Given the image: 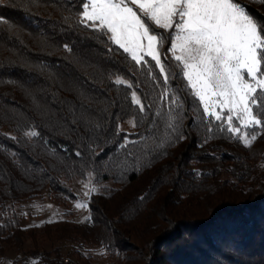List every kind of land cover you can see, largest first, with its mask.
I'll return each instance as SVG.
<instances>
[{"label": "trees", "instance_id": "1", "mask_svg": "<svg viewBox=\"0 0 264 264\" xmlns=\"http://www.w3.org/2000/svg\"><path fill=\"white\" fill-rule=\"evenodd\" d=\"M80 2L0 0V210L41 196L76 201L69 183L89 173L109 186L91 198L85 223L23 231L7 221L0 245L28 240L36 249L22 261L46 251L48 264H264V134L249 148L215 123L209 132L180 79L170 87L183 108L168 127L155 116L169 112L153 104L159 83L79 23ZM131 91L151 105L145 114ZM133 119L132 132L118 131Z\"/></svg>", "mask_w": 264, "mask_h": 264}, {"label": "snow or ice", "instance_id": "2", "mask_svg": "<svg viewBox=\"0 0 264 264\" xmlns=\"http://www.w3.org/2000/svg\"><path fill=\"white\" fill-rule=\"evenodd\" d=\"M252 2L264 7V0ZM77 17L83 27L104 35L159 83L162 91L153 104L162 102L169 112L158 109L155 116H167L168 127L176 118L172 111L183 108L170 87L173 79H180L202 110L209 132L215 123L249 148L264 134V18L251 14L243 0H81ZM115 84L133 88L119 76ZM130 96L139 113L151 107L137 91ZM130 123L136 126L135 119ZM25 135L35 137L38 132ZM127 143L126 139L122 147ZM83 188L89 199L97 191L91 179ZM75 207L87 208L88 203L77 202Z\"/></svg>", "mask_w": 264, "mask_h": 264}, {"label": "rangeland", "instance_id": "3", "mask_svg": "<svg viewBox=\"0 0 264 264\" xmlns=\"http://www.w3.org/2000/svg\"><path fill=\"white\" fill-rule=\"evenodd\" d=\"M243 3L247 4L248 7H250V11H252L251 7L254 8L252 0H243ZM164 35L167 36V33L165 32ZM165 48H167V43L165 44ZM172 67L175 70L174 64L172 65ZM130 121L131 120H128L124 124H122L120 129L127 133L132 132L133 126ZM89 179H91L92 184L97 189V191L91 195V198L99 194L102 190V187L109 186L108 183H96L92 175L91 177H89L88 175L85 178H76L69 183L71 192L77 197L76 201H68L64 205H61L54 201H51L47 197L41 196L32 200H24L20 203H14L13 205L7 204L5 209L0 210V225L4 224L7 221H11L13 223L17 222L16 225L18 226V229L23 231H29L31 229L41 230L42 227H44L45 225L54 222L68 223L70 225H81L85 223L86 220L89 218V203L91 198L89 199L83 195L85 191V189L83 188V183ZM83 201H86L88 203V207L77 209L75 207V204L77 202ZM39 245H43L42 242H40ZM47 245L48 244H44V248L46 250H51V246ZM18 248L19 246H13L11 244L2 243L0 245V249H2L4 253L3 255L0 254V264H16V262L18 261H21L22 263V260L30 256L29 252H32L36 249L34 244H32V242L28 240H25L21 248ZM45 252L39 251L37 252V254L41 253L47 258L48 261L51 262L54 256L48 255ZM61 254L67 257L71 256L69 259L75 258L72 255L73 253L71 254V252L69 253V251H66V248H62ZM63 262H67V260ZM103 262H106L107 264H131L129 262H124L122 259L117 263L112 262V260L107 259L106 256L105 258L99 260L100 264H103ZM216 263L218 262L212 260L210 264Z\"/></svg>", "mask_w": 264, "mask_h": 264}, {"label": "built area", "instance_id": "4", "mask_svg": "<svg viewBox=\"0 0 264 264\" xmlns=\"http://www.w3.org/2000/svg\"><path fill=\"white\" fill-rule=\"evenodd\" d=\"M23 264H48V260L44 255L39 253L35 254L32 258L27 259Z\"/></svg>", "mask_w": 264, "mask_h": 264}]
</instances>
